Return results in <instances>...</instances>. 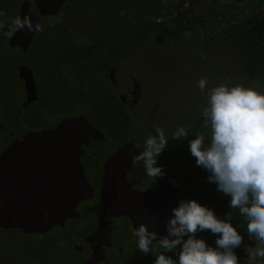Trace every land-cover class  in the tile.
<instances>
[{
    "label": "rangeland",
    "instance_id": "rangeland-1",
    "mask_svg": "<svg viewBox=\"0 0 264 264\" xmlns=\"http://www.w3.org/2000/svg\"><path fill=\"white\" fill-rule=\"evenodd\" d=\"M122 1L82 0L78 5L70 0L59 16L49 19L48 22L53 25L63 23L66 11L74 5L81 6V10L76 13L71 11L73 15L70 20L77 23L86 15L102 22L115 14L123 4ZM23 2L24 0H0V24L4 25L0 28V117L4 118L5 130L16 132L19 127L25 131H42L60 122L71 108L83 107L91 100V93L86 97L67 95L66 100H63L60 96L63 92L58 84L63 87L68 84L71 88L78 89L80 84L92 85L93 79L73 70L49 72V64L54 61L64 62L68 54L67 43L60 44L62 47L59 46L60 49L54 52L44 44L45 40L40 42L38 37L28 54H22L8 46L5 33L11 29L12 20L19 17V8ZM163 7L166 18L164 28L157 26L148 45L121 54L124 57L120 59L121 63L126 67L123 68L125 71L122 70L116 75L121 93L124 90L125 94L133 92L137 84L144 94L135 110L124 107L128 118H116L114 125H118L119 135L123 140L130 137L128 133L131 131L147 139L149 135H158L155 133L156 126L165 129L169 138L165 150H169L162 159L174 188L182 194L183 200H196L214 210L220 219H227V214L231 212V223L243 236L241 246L234 251L240 264H254L256 259H250L246 249L256 246L257 243L255 236H250L247 232L246 218L239 215L238 209H232L231 198L218 191L216 183L208 180L210 173L197 166L196 158L190 153L189 141L198 134H203L205 143H210L211 130L210 126L205 127L202 111L207 106L211 88L223 83L228 86L255 87L264 93V0H163ZM146 20V14L139 17L141 22ZM234 27L248 28L254 43L259 42L260 53L254 50L256 54L243 53L241 58L236 55L235 48L230 43L219 38L225 30ZM72 32L73 38L83 37L80 29H73ZM80 42L85 44L83 39ZM110 43L123 51L127 42L117 37ZM182 47L184 48L181 49ZM20 61L34 71L39 81L37 73H41L42 80L51 84L55 90L52 91L51 87L39 89L40 102L33 104L28 110H22L25 101L24 87L16 70ZM116 63L117 61H110L109 64L106 63L108 66L101 68L92 59L87 63L82 62L86 71L96 68L98 72L105 71L107 67L112 72ZM110 72L93 84L99 88L110 89ZM202 78L207 80V86L203 90L198 86V81ZM108 101L103 105L107 108L104 118L113 120L116 109ZM94 110L88 116H101L100 111L98 114ZM181 125L188 130L187 138L172 139L171 134ZM186 187L188 191L182 189ZM51 214L45 213L44 218ZM89 220L83 217L77 223L68 225L66 230L50 228L43 235L26 230H0V264H83L88 257L87 252L78 254L74 247L81 245L84 237L91 231ZM76 226L79 227L77 231ZM219 235L210 230L196 233L198 239H204L212 247H216ZM122 236H117L116 240L118 243L124 242L128 255L134 256L137 250L144 254L138 249V239L131 230ZM187 238L185 236L184 239ZM151 247L152 253L145 255L152 254L155 257L162 251L156 245ZM179 251L180 247L165 254L178 260Z\"/></svg>",
    "mask_w": 264,
    "mask_h": 264
},
{
    "label": "clouds",
    "instance_id": "clouds-1",
    "mask_svg": "<svg viewBox=\"0 0 264 264\" xmlns=\"http://www.w3.org/2000/svg\"><path fill=\"white\" fill-rule=\"evenodd\" d=\"M154 19L158 24L163 22L162 17ZM3 27L0 24V28ZM25 28L35 32L43 30L41 24L33 23L29 16L16 17L5 35L11 38L16 31ZM198 86L205 89L207 80L200 79ZM202 116L205 127L210 126L211 140L206 144L205 136L198 134L189 141L190 153L196 158L197 166L210 173L208 180L218 185V191L231 198L230 207L238 209L239 215L246 218L248 234L259 242L255 248L246 249L248 257L264 258V93L255 87L221 83L209 90ZM155 133L158 135H149L146 139L144 150L131 158L133 164L143 161L146 174L157 180L166 175L157 159L169 138L159 126ZM187 136L188 130L182 125L171 134L175 140ZM231 219V212L227 219H220L214 210L196 200H181L168 221L167 235L157 240L158 233L150 231L144 223L134 235L142 253H152L154 241L157 249L162 250L155 256V264H240L234 249L241 246L243 236ZM204 230L220 234L216 247L196 237L198 231ZM178 247V260L165 254Z\"/></svg>",
    "mask_w": 264,
    "mask_h": 264
},
{
    "label": "water",
    "instance_id": "water-1",
    "mask_svg": "<svg viewBox=\"0 0 264 264\" xmlns=\"http://www.w3.org/2000/svg\"><path fill=\"white\" fill-rule=\"evenodd\" d=\"M69 1L26 0L20 8V18L29 16L33 23H40L42 18L58 16ZM37 33L26 28L18 30L10 38L9 47L14 50L21 48L26 53ZM119 68L126 67L120 65ZM18 73L27 95L22 109H27L39 99L34 74L26 65H22ZM141 93L142 88L135 84L133 92L120 94L124 103L128 104L130 100L136 104ZM75 121L63 123L55 132L22 141H13L7 133L0 132V230H26L43 235L50 228L64 225L71 213L70 208L74 206L68 202L66 207L64 202L71 201L86 182L80 163L85 133L88 130L96 132L91 125L85 128L75 124ZM157 164L163 167L159 158ZM105 182V213L100 219L98 231L88 239L94 253L87 264H99L101 255H104L103 245H111L108 219L128 215L135 230L144 223L150 231L158 233V240L167 235V224L173 217V209L183 200L167 175L154 180L146 174L145 167L131 183L119 185L110 180ZM142 203L153 204L155 210L152 208L140 218L136 216V211ZM47 212L52 214L46 219L44 214Z\"/></svg>",
    "mask_w": 264,
    "mask_h": 264
},
{
    "label": "flooded vegetation",
    "instance_id": "flooded-vegetation-1",
    "mask_svg": "<svg viewBox=\"0 0 264 264\" xmlns=\"http://www.w3.org/2000/svg\"><path fill=\"white\" fill-rule=\"evenodd\" d=\"M25 1L26 0H24V2ZM20 8H19V17H20ZM53 18L54 17L51 16L42 18L40 24H42V21L43 22L46 20L49 21V19H53ZM37 35L35 36L33 42L36 40ZM6 40L9 46L10 38L6 36ZM30 48L26 53H24L21 48L16 49V51L22 52V54H28ZM22 65H26V64L22 61H20L17 64L16 66L17 72ZM120 65H123V63L118 62L114 70L110 72V76L108 79L110 83V88L114 90L115 96L118 97V99H120V103L124 104V105L122 104V106L131 107L132 109L135 110V108L139 106L140 102L143 99L144 91L142 89L141 96L138 98L137 100L138 102L136 104H132L130 100H128L129 102L128 104L123 102V100L121 99V94L123 93L125 94L126 91L124 90L123 93H121V88L118 82L119 80L116 79L117 73L124 70L123 68L121 69L119 68ZM32 72L34 74L33 70ZM18 77H19V73H18ZM34 80L36 83L39 99L38 101L32 103L27 109H22V110H28L33 104L38 103L41 100L39 89L40 90L44 89L45 83H43L41 80L40 82L38 77L36 79L35 74H34ZM20 82L23 83V87H24V82L21 79ZM24 94H25V101H24L25 103L27 101L25 87H24ZM127 94H129V92ZM98 99H99L98 102L102 101V103H104V100L106 99V103H107L109 97L107 95H104L103 92ZM93 105L94 103L91 105H87L86 108H78L77 110L70 111L68 114H66V116L62 117V120L60 122H58L51 128L42 131L39 130L25 131L19 127L17 128L16 132L5 130L4 121H3L4 118L0 117V132L7 133L8 137H11L13 141L15 140L22 141L25 140V138L31 139V137L38 138V136H41L44 133H51V132H55L56 130H59L61 125L65 122L75 121L77 119L80 120H77L78 122L75 121V124H80L81 127H85V128L88 125H91V127L96 131V132H92L90 130L86 131L84 143L82 145V154L80 157V163L86 182L83 183L81 189L77 191V193L71 199V201L67 200V202L66 201L64 202L66 207L68 205V202H70V205L73 204L74 206L70 208L71 213L69 217L65 219L63 223L64 225L57 228L60 230H66L68 228V225L70 226L73 223H77L83 217H87L90 219L89 222H91V226H92L91 231L86 237H84L83 243L81 245L74 247L75 252L78 254H84L85 252H87L88 257L86 258L83 264H87L93 256L94 253L93 246L88 243V239L93 235H95V233L98 231L100 219L105 213L104 204H103V197L105 193L104 182L105 181L109 182L110 180L119 185L120 184L124 185L127 182L131 183L135 179L139 171H141V169L144 168L143 161H141L138 164H133L131 157L132 155H139L144 150V145L146 141V139H144L143 137L138 136L140 135L139 133H134L132 131L130 132L131 134L128 133V135H130L129 138H126V140L121 139L120 138L121 135H119V130H118L119 128H117L118 125H114L115 122H112V119L109 118L104 119L98 116L93 117V115L92 117L88 116L89 114L92 113L94 109ZM168 150L169 149L167 150L164 149L158 158L161 161L165 169V173L171 182L170 176L167 173L166 167L164 166V161L162 159V156H165ZM137 208L138 209L136 211V216H140V218H143L144 215H147V211L152 210L153 204L148 206L145 203H142ZM154 210L155 208H153V211ZM108 222L111 229V245L110 246L103 245L102 250L104 252V255L103 254L101 255L100 257L101 260L99 264H155L156 257H154L152 254L142 255L138 253L139 251L137 250L134 252L135 253L134 256L128 255L127 249L124 246V242L123 244L117 242L116 240L117 236L123 237L122 235H124L129 230H131L133 233L135 232L134 224L128 215H122L120 217H112L108 219ZM145 223H147V221ZM76 228L77 229H75V231H77L79 227L76 226ZM153 245L156 244L154 243Z\"/></svg>",
    "mask_w": 264,
    "mask_h": 264
},
{
    "label": "trees",
    "instance_id": "trees-1",
    "mask_svg": "<svg viewBox=\"0 0 264 264\" xmlns=\"http://www.w3.org/2000/svg\"><path fill=\"white\" fill-rule=\"evenodd\" d=\"M81 2L82 0H74L72 3H77L80 5ZM122 2L123 4L115 12V14L110 15L102 22L98 20L96 21V18L93 16L91 17L86 15L83 16L82 21H80V19L77 23H75L76 21L74 22L70 20L71 16L73 15L71 11L76 13L80 12L81 10V6L79 7L75 5L72 9L69 8L66 11L67 15H65V20L63 22L65 24L61 23L59 25H53L47 20L44 21L41 24L43 30L39 31L37 35V38L39 37L41 40L40 42L45 40L44 44L48 45V47L54 52L60 49L59 46L62 43H67L66 46L68 48V50H66L68 54L67 52L65 53L67 54V57L64 58V62H52V64H49L47 68L49 72L55 73L56 71L59 72V70L62 69L82 72L91 80L93 79V83H97V81H100L98 79L106 77L107 72H110L111 69L109 70L107 67L105 71L98 72V70L94 68L92 71H86L82 62L87 63V61L92 59L94 60L95 64H98L101 68L102 66L104 67V65L108 66L110 61H117V63L122 62L121 60L124 59L123 55H121L122 53H127V51H130L131 49L141 48L148 45L151 41V35L157 29V26L164 28V25H166V22L164 21L166 18L164 16L165 9L163 7V0H123ZM122 13L124 14L122 15ZM143 14H146L147 20L141 22L139 21V17ZM158 17L163 18L162 23L158 24L155 22L154 18ZM73 29H80L83 33V37H79L78 39L73 38ZM117 37L127 42L125 43V50L119 51L115 45H111L110 41H114ZM219 38L225 39V42L227 41L230 43V45L235 48L236 55H239L241 58L243 53L247 54V52H250L251 54H256L253 52L254 50H257L260 53L259 42L254 43L255 40L253 36H251L249 29L246 27L229 28L228 30H225L223 34L219 35ZM81 39H83L85 44H81ZM60 47H62V45ZM183 48L184 47L181 49ZM37 75L39 76L40 80L45 83V88L51 87V90L55 91L51 84L42 80L41 73H37ZM93 83L89 86L80 84L78 85V89H73L68 84H64V87L58 84V88H60V90L63 92L60 94V96H62L63 100H66L65 97L67 95L71 96L74 94L83 95V97H86L88 93H91V100H88V102L83 107H75L74 109L71 108V111L77 110L78 108H86L87 105L94 103L93 106L96 110H93L98 114H100L98 112L100 111L101 116L98 117L104 118V116H106L105 113L107 108H104L103 105L106 103V99L104 100V103H102V101H99V103L97 99L104 92V95L109 97L108 103L114 104V108L116 109V114L114 117L115 119H113L112 122H117L116 118H128L127 112L124 106H122L120 103L119 99H117L115 96L114 90L112 88H99ZM103 110L104 112L102 113ZM119 110L125 112H119ZM182 189L188 191L187 187ZM225 200L227 199L225 198Z\"/></svg>",
    "mask_w": 264,
    "mask_h": 264
},
{
    "label": "built area",
    "instance_id": "built-area-1",
    "mask_svg": "<svg viewBox=\"0 0 264 264\" xmlns=\"http://www.w3.org/2000/svg\"><path fill=\"white\" fill-rule=\"evenodd\" d=\"M255 241H256L257 244L259 243L257 240H255ZM256 246H254L253 248H255ZM254 264H264V258H257L255 260V263Z\"/></svg>",
    "mask_w": 264,
    "mask_h": 264
}]
</instances>
